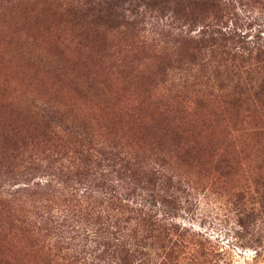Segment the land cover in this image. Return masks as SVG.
I'll return each mask as SVG.
<instances>
[{"label": "rangeland", "instance_id": "rangeland-1", "mask_svg": "<svg viewBox=\"0 0 264 264\" xmlns=\"http://www.w3.org/2000/svg\"><path fill=\"white\" fill-rule=\"evenodd\" d=\"M151 168L179 264H264V0H0V264L101 248Z\"/></svg>", "mask_w": 264, "mask_h": 264}, {"label": "trees", "instance_id": "trees-1", "mask_svg": "<svg viewBox=\"0 0 264 264\" xmlns=\"http://www.w3.org/2000/svg\"><path fill=\"white\" fill-rule=\"evenodd\" d=\"M88 3L93 2L89 1ZM107 9L110 7L107 6ZM97 10H99L97 12L102 11L99 8ZM108 16L111 15L108 14ZM181 48L185 54H188V51L192 52L189 58H194L193 54L200 52V49L189 48L187 45H181ZM104 161L111 162V165H103L104 170L116 166L121 168V165L125 169L126 166L135 165L125 157L117 161L113 159H104ZM164 178L165 175L154 168L147 172H141L137 176L135 174L126 176L120 174L117 184L119 182L126 183L128 179L133 187L128 194H124L126 189L121 186L118 191L111 189L107 192L109 208L112 211L110 218L107 216L106 219L109 224H101L103 225L101 229L104 230L102 235L94 232V237L101 239L103 243H93L101 248L84 251L88 238L82 233L68 238L54 237L52 247L61 251L68 249L71 251V255L64 257L61 264H67L69 258L76 262L77 255L82 254H84L83 258L76 264H130V262L131 264H179L182 259L179 247L185 248V246L179 242L176 232H170L165 224L170 212L167 199L172 198L176 202L177 200L173 192L174 188L171 189L170 195L165 196ZM83 189L82 193H87L88 188ZM175 209V207H171V210ZM103 210L105 211V209Z\"/></svg>", "mask_w": 264, "mask_h": 264}]
</instances>
